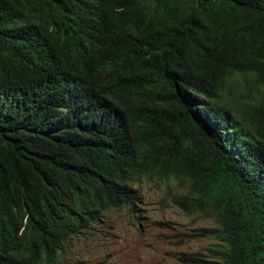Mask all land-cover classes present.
<instances>
[{
  "label": "trees",
  "instance_id": "1",
  "mask_svg": "<svg viewBox=\"0 0 264 264\" xmlns=\"http://www.w3.org/2000/svg\"><path fill=\"white\" fill-rule=\"evenodd\" d=\"M76 44L131 80L78 82ZM147 179L213 224L185 264H264V0H0V264H55Z\"/></svg>",
  "mask_w": 264,
  "mask_h": 264
},
{
  "label": "rangeland",
  "instance_id": "2",
  "mask_svg": "<svg viewBox=\"0 0 264 264\" xmlns=\"http://www.w3.org/2000/svg\"><path fill=\"white\" fill-rule=\"evenodd\" d=\"M140 202L105 212L92 229L69 241L55 264H185L208 254L216 239L202 236L209 220L187 215L172 203L181 191L173 181L135 183Z\"/></svg>",
  "mask_w": 264,
  "mask_h": 264
},
{
  "label": "clouds",
  "instance_id": "3",
  "mask_svg": "<svg viewBox=\"0 0 264 264\" xmlns=\"http://www.w3.org/2000/svg\"><path fill=\"white\" fill-rule=\"evenodd\" d=\"M130 20L132 21V18ZM93 45L95 48L97 47L96 40L94 41ZM95 48H92L88 45V50L86 53H84L76 44L74 47H71L67 50V56L65 58L71 62L70 72L78 82L80 81V78H83L88 72H90L92 75L99 73L104 75L107 78V80L104 82V85L107 88H111L112 85L115 87L122 86L123 82L131 80V75L122 76L121 72L117 74L109 73L108 63L110 57H113V55L109 54L104 49L102 50L101 48ZM58 49H60L59 46Z\"/></svg>",
  "mask_w": 264,
  "mask_h": 264
}]
</instances>
